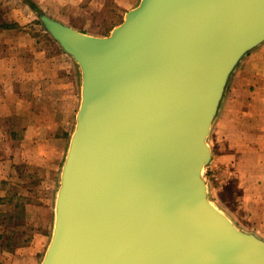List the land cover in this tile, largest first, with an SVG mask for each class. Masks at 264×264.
I'll return each instance as SVG.
<instances>
[{
	"label": "water",
	"instance_id": "95a60500",
	"mask_svg": "<svg viewBox=\"0 0 264 264\" xmlns=\"http://www.w3.org/2000/svg\"><path fill=\"white\" fill-rule=\"evenodd\" d=\"M81 99L39 264H264L208 198L207 138L264 0H139L106 35L39 12Z\"/></svg>",
	"mask_w": 264,
	"mask_h": 264
},
{
	"label": "crops",
	"instance_id": "0c3cea01",
	"mask_svg": "<svg viewBox=\"0 0 264 264\" xmlns=\"http://www.w3.org/2000/svg\"><path fill=\"white\" fill-rule=\"evenodd\" d=\"M28 1L34 3L26 0L0 13V264H34L33 254L40 250L38 243L45 232L34 236L28 246L13 247L14 252L3 244L6 235L15 233L9 224L12 199L7 188L14 184L15 164L39 155L52 141L60 147L61 137L54 133L53 107L60 105L58 100L67 96L66 89L71 86L67 72L72 59L47 38L34 17H28L36 10ZM18 7L23 11L21 16H16ZM40 7L55 16L47 7ZM13 11L15 16H6ZM217 118L219 156L233 159L241 199L256 202L252 218L262 221L264 42L249 51L236 67ZM255 231L263 234L264 229L258 224ZM29 250L30 259L28 255L22 257L20 251Z\"/></svg>",
	"mask_w": 264,
	"mask_h": 264
},
{
	"label": "rangeland",
	"instance_id": "374dc122",
	"mask_svg": "<svg viewBox=\"0 0 264 264\" xmlns=\"http://www.w3.org/2000/svg\"><path fill=\"white\" fill-rule=\"evenodd\" d=\"M24 1L26 0H0V13L4 14V12L9 11L8 7L12 8L13 5L22 4ZM33 1L38 7L39 5L47 7L46 9L52 14H55V16L48 14L40 7L41 12L83 32L97 36L108 34L114 26L123 20L126 11L136 6L139 2V0ZM33 10L35 9L33 8ZM13 13L16 12H9V15L6 16L9 18L13 17L15 16L12 15ZM17 13L18 15L16 16H21L20 14L23 13L22 9L19 8V12ZM38 14L39 11L35 10L34 14L28 17H34L36 23L49 36L47 38L55 43L59 50L66 53L42 26ZM66 54L73 61V65L67 72V77L71 80V86L66 89L67 96L58 100V102H61L60 105L53 107L55 109L56 125L54 133L61 137L60 147L52 141L40 150L39 155H31L32 158H29L28 161H19L15 164V172L13 174L14 184L7 188L12 199L9 224L13 225L15 229V233L7 235L10 237H7L8 240L10 239L7 245H13L14 248L16 246H28L34 236L40 232H45V237L38 243L40 250L37 251V254L36 252L33 254L34 264H39L42 260L51 238L60 173L74 131L76 113L81 99L79 67L74 59L68 53ZM217 119L212 124L207 138L212 158L202 173L207 182L208 198L227 214L237 227L252 231L264 239V232L260 234L255 231L258 224H261L264 229V218L262 221H258L257 218H252V213H255L254 205L256 202L250 198L246 201H243V198L241 199L242 190L237 185L233 159L229 161L219 156L221 150L218 140H216L217 134L215 132ZM14 248H10L11 250L9 251L14 252ZM30 251H20V253L22 257L28 255V259H30Z\"/></svg>",
	"mask_w": 264,
	"mask_h": 264
},
{
	"label": "trees",
	"instance_id": "16d2710c",
	"mask_svg": "<svg viewBox=\"0 0 264 264\" xmlns=\"http://www.w3.org/2000/svg\"><path fill=\"white\" fill-rule=\"evenodd\" d=\"M28 3L30 4L31 7H33L37 11L41 12L40 9L38 8V6L36 4H34L31 1H28ZM0 237H1V234H0ZM7 237H8L7 235L4 237V243L3 244H5V246H8L9 248H13V245H7V244H9V240H10V239L8 240V238H10V237H8V238Z\"/></svg>",
	"mask_w": 264,
	"mask_h": 264
}]
</instances>
